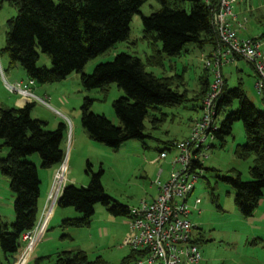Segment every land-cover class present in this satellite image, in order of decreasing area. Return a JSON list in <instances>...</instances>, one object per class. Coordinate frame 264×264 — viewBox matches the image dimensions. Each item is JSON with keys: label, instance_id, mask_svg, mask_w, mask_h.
<instances>
[{"label": "trees", "instance_id": "trees-1", "mask_svg": "<svg viewBox=\"0 0 264 264\" xmlns=\"http://www.w3.org/2000/svg\"><path fill=\"white\" fill-rule=\"evenodd\" d=\"M9 1L16 7L17 15L8 20L6 46L0 51L8 57L9 68L21 65L28 78L39 84L60 82L76 72L87 90L99 89L106 94L111 84L116 83L125 92V96L112 103L119 125L106 115L92 111L94 98L84 97L81 105V123L89 137L113 149H119L129 139L143 140L147 137V118L150 117L154 125L163 122L167 115L161 112L162 106H179L188 99L187 91L180 89L183 83L177 81V78L183 80V76H157L147 70V65L164 66L165 55L180 56L189 43L202 50L211 48L203 51L206 53L223 48L215 26L219 0H156L160 8L150 15L142 14L143 38L152 48L146 62L139 56L120 52L113 60L98 64L91 74H87L84 68L90 60L129 38L132 18L140 13L147 0ZM230 22L235 28L233 21ZM39 49L49 57L51 67L38 65ZM205 70L199 77L200 87L194 97L201 101V105L212 84L210 70ZM235 101L238 107L229 110L219 123V115L231 108ZM35 106V102H28L22 107H0V147L10 149L6 157L0 156V172L9 178L15 212L11 225L0 216V247L7 264L16 263L14 257L22 246L23 235L35 229L40 220L41 180L38 167L29 160V156L38 153L43 168L60 167L66 157L63 147L66 123L60 122L56 129L49 130L46 121L32 116ZM157 112H161L160 117ZM236 121L243 123L246 142L238 144L234 152L240 159L253 157L250 179L244 180L236 169L223 176L218 174V177L232 186L235 205L239 213L248 218L255 214L264 193V109H259L248 97L242 81L229 88L225 79L218 97L217 128L212 131L210 149L216 147L215 141L224 146ZM176 142H168L161 152L170 151ZM90 165L88 162V186L69 182L60 194L59 207H74L81 214L77 218L63 219L62 228L90 226L97 203L114 216L132 217L130 206L106 193L102 183L104 170L100 168L95 172ZM201 167L206 169L204 163ZM211 189L212 200L217 202L218 197ZM195 242L200 246L202 239ZM146 255L145 251L131 249L121 264L138 262ZM50 258V255L38 257L35 264H43ZM103 263L100 256L91 260L85 250L78 249L58 252L52 264ZM0 264H4L1 257Z\"/></svg>", "mask_w": 264, "mask_h": 264}, {"label": "rangeland", "instance_id": "rangeland-1", "mask_svg": "<svg viewBox=\"0 0 264 264\" xmlns=\"http://www.w3.org/2000/svg\"><path fill=\"white\" fill-rule=\"evenodd\" d=\"M55 1L58 2L59 0ZM231 5L234 13H238L240 17V20L238 18L231 19L237 21V26L234 27L239 33L244 35V38H259V41H264V38H261L264 34V19L260 20V17L264 15V0H231ZM159 8L160 5L156 0H147L141 6L140 13H136L132 18L129 38L118 42L105 53L90 60L86 64L84 72L91 74L98 64L113 60L120 52L139 56L146 62V58L152 54V48L149 42L143 38L142 14L150 15ZM16 15L17 9L10 4L9 0H0V51L6 46L8 20ZM235 15L238 17L237 14ZM239 22L242 26L239 25ZM261 51L264 54V43H262ZM203 53L206 52H203L198 45L189 43L180 56L165 55L164 66L147 65V70L157 76H183V80L177 78V81L183 83L180 85V89L187 91L188 99L179 106H162L161 112L167 115L166 119L154 125L151 118H147L145 121L147 137L143 140L129 139L119 149H113L92 140L81 123V105L84 97L89 96L95 99L92 106L94 113L104 114L114 124L119 125L112 103L126 94L116 83L111 84V88L106 94L99 89H85L81 84L80 74L76 72L60 82L46 83L53 85L52 88L59 87L56 88V93L52 94H56L59 99L61 98L66 106V115H60V120L67 125L63 141L66 157L59 168L61 170L68 161L64 180L70 174V176L78 178L76 185L88 186L90 175L87 173V169L88 162H90V168L93 171L97 172L100 168L104 170L102 183L106 193L113 199L130 207L141 205L142 200H151L150 197L154 195L157 189L154 182L159 173L161 172L164 181L172 169L171 161L174 152H169L166 149L169 156L162 159L160 158L161 150L167 147L168 142L186 139L190 135L193 121L202 114L201 101L195 100L194 97L200 87L199 77L206 72L202 61ZM39 54L38 65L51 67L49 57L40 49ZM1 65L8 76L11 73L16 75L19 71L25 72L21 65L9 68L8 57L4 54H0ZM222 73L229 88L238 86V83L242 81L248 97L259 109H264V103L255 87V71L249 62L237 58L236 63L224 64ZM9 79L16 81L11 76ZM27 80L28 78L26 82ZM210 81L211 83L215 81L212 72H210ZM35 85L45 84L36 82ZM18 95L17 93H10L6 89L0 73V97H16ZM35 103H37L35 109L44 106L38 101ZM51 106L56 108L54 105ZM10 107L14 106L10 105ZM237 107L238 103L235 101L231 108L219 115V123L225 118L229 110H235ZM161 112L156 114L160 117ZM58 124L59 121H50L47 128L49 130L56 129ZM74 125L79 127L83 137H85L80 148L77 147L78 143L73 145L72 142V126L74 127ZM245 142L246 135L243 123L236 121L233 125V133L227 137L224 146L221 147L219 141H215L216 147L208 151V156L204 161L206 169L196 182L192 195L188 198V205L191 210L188 219L194 228L197 227L194 230V235L202 239L200 243L202 259L199 264H264V221L260 220L257 214L248 218L242 216L234 202V189L218 177V174L223 176L229 174L232 169H236L242 173L244 180L250 179L249 168L253 165V157L240 159L234 152L238 144ZM0 143H2L1 140ZM9 152L8 147H0L1 157H6ZM29 160L37 165L40 174L39 223L43 224L42 231L44 228L45 231L43 234L42 231L38 234L39 240L36 241L37 238L33 240L36 243L29 257L28 254L32 247L31 240L24 239L23 235L22 246L18 252V259L24 253L21 263L23 264L26 258L25 264H35L36 255H50L51 258L44 260L43 264H52L58 252L82 249L87 252L91 260L100 256L104 261L103 264H121L122 259L131 252V247L124 244L129 230L128 218L114 216L105 206L97 203L90 226L62 228V219H60L62 216H64L62 218H77L81 214L74 207H59L55 204L53 206L57 209H55L57 211L55 217L53 218L54 215H51L46 224L45 218L51 207L52 197H48L47 207L42 208V204L50 194L47 195L50 182L52 185L54 181L56 182V174L51 181L50 170L53 168H41V158L38 153L29 156ZM213 168L218 171H214ZM0 177V216L11 225L15 220L14 193L10 188L9 178L2 175L1 172ZM211 187L218 197L217 202L212 200ZM60 188L62 190L63 187L60 186ZM55 191L57 197L59 195V193L57 195V188ZM39 223L32 230L33 237H36L39 232ZM0 254L3 263L7 264L1 247ZM32 254L34 259L29 263ZM131 264L139 263L132 262Z\"/></svg>", "mask_w": 264, "mask_h": 264}, {"label": "built area", "instance_id": "built-area-1", "mask_svg": "<svg viewBox=\"0 0 264 264\" xmlns=\"http://www.w3.org/2000/svg\"><path fill=\"white\" fill-rule=\"evenodd\" d=\"M218 5L215 26L223 48L202 54L205 68L215 76V81L212 82L210 90L202 101V114L193 121L189 137L176 142L169 151L174 152L171 161L172 169L166 180H162L160 172L154 182L158 189L156 198L151 202L143 200L141 205L131 208L132 217L129 220V231L124 244L131 249L146 252L147 255L140 258L139 264H199L202 259L200 246L193 237L194 226L188 219L191 213L188 198L192 195L195 184L204 171L201 164L208 156L210 143L213 140L212 131L217 128L218 97L224 85L222 66L236 63L238 57L249 62L256 72L257 93L264 100V54L261 51L264 41L238 36L237 29L233 28L230 22L231 19L237 18L232 9L231 0H219ZM239 25H241L240 22ZM0 73L10 93H17L29 102L38 101L51 106L47 98L35 93L33 87L36 80L33 78H28L27 82L10 81L2 65ZM169 152L162 151L160 158L166 159ZM62 170L64 167L56 172V181L60 178ZM50 211L49 209L47 213ZM39 224L40 228L36 237L32 236V231L24 234V239H30L31 244L42 231L43 224ZM44 231L45 228L42 234Z\"/></svg>", "mask_w": 264, "mask_h": 264}, {"label": "crops", "instance_id": "crops-1", "mask_svg": "<svg viewBox=\"0 0 264 264\" xmlns=\"http://www.w3.org/2000/svg\"><path fill=\"white\" fill-rule=\"evenodd\" d=\"M235 14H237L238 15V13H236L235 12ZM238 20H240V17H239V15H238ZM233 21V26H237V21L236 20H232ZM238 34H240L239 33V31H238ZM240 37H242V38H244L245 36L244 35H242V34H240L239 35ZM211 48H209V47H206L205 48V50H210ZM202 51H204V50H202ZM253 68V67H252ZM12 77L13 78V80H16V81H19V80H22L23 82H26V79L28 78V76H27V74L25 73V72H23V71H19V72H17V74L16 75H13L12 73L11 74H9V77ZM256 76V75H255ZM226 79V78H225ZM52 86L53 85H48V84H45V85H35L33 88H34V91H35V93L37 94V95H39L40 97H44V98H47L48 99V101L50 102V105H54L56 108H53L52 106H46V105H44V106H40V107H36V109L34 108V110H33V112H32V116L33 117H35V118H39V119H41V120H43V121H46L47 123H50V121H53V122H57V121H59V123L60 122H64V121H61L60 119H61V116L60 115H66V110H65V105H64V101H62V99L60 98L59 99V97L56 95V94H52V93H56V88H59V87H53L52 88ZM65 99V98H64ZM262 100V102L264 103V101H263V99H261ZM54 101V102H53ZM29 101L28 100H26L25 98H23V97H19V95L18 96H11V97H6V98H4V97H0V107L1 106H3V107H10V105H13L14 107H22V106H24L26 103H28ZM36 105H37V103H36ZM40 108V109H39ZM35 110H36V112H35ZM40 110V111H39ZM37 115V116H36ZM66 133V132H65ZM69 134V133H68ZM72 134H73V145L74 144H76V143H78V145H77V147L78 148H80V145L83 143V141H84V139H85V137H83V133H82V131H80V129H79V127H77V126H75L74 125V127L72 126ZM89 136V135H88ZM66 138H67V136H66ZM100 148H103V147H100ZM72 153V152H71ZM71 156V155H70ZM67 163H68V161H66V167H67ZM41 168H43L42 166H41ZM59 168L60 167H53V169H51L50 170V179H51V181L54 179V177H55V174H56V172L59 170ZM39 171V170H38ZM64 173H65V166H64ZM39 176H40V174H39ZM1 178V177H0ZM63 177H61V178H59L57 181H56V183H55V181L53 182V185H52V182H50V184H49V188H48V190H47V195H48V193H50L49 194V196H47L46 197V200L44 201V203L42 204V208L43 207H47V205H48V201H47V199H48V197H52V201H51V207H50V212L49 213H47V216H46V218H45V222H46V224H47V221H48V219H49V217L51 216V215H54L53 216V218L55 217V213L57 212L56 210V208H53V206L55 205V204H57L58 205V199H59V195H60V193L62 192V190H61V188H60V186L61 187H63V184H64V181H63V179H62ZM2 181L4 180V179H1ZM77 181H78V178L76 177V176H70V174H68L67 175V179L65 180V182L66 183H69V182H71V183H74V184H76L77 183ZM58 186H59V188H58ZM56 188H57V195H58V193H59V195L56 197ZM59 189V190H58ZM63 189V188H62ZM157 190L158 189H156V191L154 192V195H152L150 198H151V200H144V201H147V202H151V201H153L155 198H156V196H157V194H158V192H157ZM143 201V200H142ZM39 201H38V206H39ZM132 207H135V206H132ZM131 207V208H132ZM56 209V210H55ZM255 214H257V216L259 217V219L260 220H262V221H264V193H263V196H262V198H261V200H260V203H259V206H258V208H257V210H256V212H255ZM62 217H64V216H62ZM60 218V219H65V218ZM59 222H61L60 220H59ZM128 223H129V218H128ZM264 223V222H263ZM46 224H45V226H46ZM197 228V227H196ZM196 228H194V230L196 229ZM129 231V230H128ZM193 237H194V240H196V239H199V238H197L195 235H194V231H193ZM39 238H37L36 239V241L38 240ZM36 241H33V243H32V247H31V250H30V252H29V254H28V257H29V255H30V253H31V251L33 250V247H34V245H35V243H36ZM1 255V254H0ZM18 255H19V253H17L16 255H15V257H14V260H17L18 259ZM2 256H3V254H2ZM36 257L38 258V257H41V256H38V255H36ZM23 259V256L21 257V259L18 261V263L17 264H22L21 263V260ZM34 259V255L32 254V257H31V259H30V262L29 263H31V261Z\"/></svg>", "mask_w": 264, "mask_h": 264}, {"label": "bare ground", "instance_id": "bare-ground-1", "mask_svg": "<svg viewBox=\"0 0 264 264\" xmlns=\"http://www.w3.org/2000/svg\"><path fill=\"white\" fill-rule=\"evenodd\" d=\"M60 178L61 177H63L62 179H63V181H64V178H65V173H64V170H62L61 172H60ZM32 245V244H31ZM21 259V258H20ZM27 261V259L25 258V260H24V263L23 264H25V262Z\"/></svg>", "mask_w": 264, "mask_h": 264}, {"label": "water", "instance_id": "water-1", "mask_svg": "<svg viewBox=\"0 0 264 264\" xmlns=\"http://www.w3.org/2000/svg\"><path fill=\"white\" fill-rule=\"evenodd\" d=\"M65 186V185H64ZM64 186H63V188H64ZM63 190V189H62ZM61 194V193H60ZM59 197H60V195H59Z\"/></svg>", "mask_w": 264, "mask_h": 264}]
</instances>
